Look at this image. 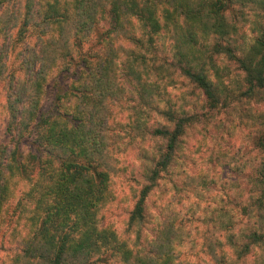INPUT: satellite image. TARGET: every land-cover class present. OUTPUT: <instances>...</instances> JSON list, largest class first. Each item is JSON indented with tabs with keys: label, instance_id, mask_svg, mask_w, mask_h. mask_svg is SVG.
Instances as JSON below:
<instances>
[{
	"label": "trees",
	"instance_id": "obj_1",
	"mask_svg": "<svg viewBox=\"0 0 264 264\" xmlns=\"http://www.w3.org/2000/svg\"><path fill=\"white\" fill-rule=\"evenodd\" d=\"M21 1L0 0V12L4 15V19L0 18L3 24L0 36L7 40L15 30L20 37L33 32L46 33L48 45L41 44L40 50H34L31 60L23 64L30 75L22 82L18 78L6 102V132L12 139L17 137V143L12 147L10 143L0 144V229L10 225L7 207L14 197L15 180L27 174L26 163L19 161V156L28 141L20 144V139L28 136L34 140L37 148L31 159L38 162L39 176L45 175L42 173L44 165L50 166L53 161L58 163V171L47 188L48 194L43 196L48 204L41 199L38 201V212L32 219L35 228L21 248L22 261H18L20 264H96L104 261L103 253L111 251L110 258L115 264H195L181 261L178 249L172 248L178 234L172 223L154 225L156 237L146 234L144 242L140 243L138 236L132 247L114 230L101 226L99 214L114 199L110 185L117 174V169L109 163L107 135L110 102L125 92L119 82L120 64L126 66L132 80L141 83L143 76L129 65L130 61L122 60L121 52L107 42L105 48L88 52L89 56H83L80 61L76 56H69L70 45L78 46L80 52L82 39H88L105 21L110 26V38L128 35V39L137 42L140 40L135 34L133 18L142 22L143 27H150L156 36L166 29L171 30L168 22H172L174 64H180L183 75L201 90L207 106L217 110L224 90L203 65L209 48L217 55L225 54L240 62L251 95L256 91L264 92V34L243 59H238L231 47L219 42V38L226 42L231 31L236 30L229 23L230 13L253 10L264 15V0H169L173 12L165 10L164 22L157 18L153 0ZM41 35L39 39L44 42ZM72 36L79 41L77 44L71 42ZM212 38L216 39L214 43ZM8 46L6 41L0 45V81L6 71L3 56ZM208 58L212 60L211 56ZM57 69L59 77L73 72L74 78L65 89L54 92L53 104L57 109L42 111L45 87ZM70 96L77 100L73 118L60 110ZM164 115L167 124L152 132L153 137L161 140L159 149L163 151L151 160L152 164L144 173L147 184L141 187L131 211L129 227L132 229L145 226L147 198L158 185L161 174L168 171L187 129L197 118V115L173 111ZM256 183V190H250V202L241 207L244 217L255 219L254 228L252 224L251 230L242 234V242L230 237L236 260L220 257L216 260L219 264H240L257 249L264 253V162ZM9 233L6 235L10 236Z\"/></svg>",
	"mask_w": 264,
	"mask_h": 264
},
{
	"label": "rangeland",
	"instance_id": "obj_2",
	"mask_svg": "<svg viewBox=\"0 0 264 264\" xmlns=\"http://www.w3.org/2000/svg\"><path fill=\"white\" fill-rule=\"evenodd\" d=\"M153 3L157 18L164 22L165 10L173 12L169 0H153ZM0 18L4 19L1 12ZM132 20L139 42L128 39V35L110 38V26L105 21L88 39H82L80 52L78 46L70 45L69 49V56H76L80 61L83 56H89L88 52L105 48L107 42L121 52L122 60L130 61L129 65L143 76L141 83L132 80V74L120 64L119 82L126 93L110 102L107 135L109 163L117 169V174L110 185L114 199L99 214L101 226L114 230L132 247L138 236L140 243L144 242L146 234L155 238L154 225L172 223L178 229L172 248L178 249L181 261L219 264L216 260L220 257L236 260L230 237L242 242V234L250 231L255 222V219L244 217L241 207L250 202V190H256L259 168L264 162V92L256 91L251 95L240 62L225 54L217 55L209 48L203 65L224 90L219 109L211 110L201 90L183 75L181 65L174 64L172 22H168L171 30L166 29L156 36L150 27H143L136 18ZM228 20L236 30L231 31L226 42L220 38L219 42L231 47L238 59H243L264 34V15L259 11L235 10ZM45 34L33 32L20 37L15 30L7 40L0 36V45L5 41L9 44L6 56H3L6 71L0 81V144L16 146L17 137L12 139L6 132V102L16 81L27 80L30 75L23 64L31 60L32 53L39 51L41 44L43 47L48 45ZM40 35L44 42L39 39ZM215 41L212 38L211 42ZM71 42L77 44L79 41L72 36ZM69 60L73 62L70 57ZM58 70L45 87L42 111L57 109L53 104L54 92L65 89L74 78L73 72L59 77ZM76 101L70 96L60 110L73 118ZM168 111L197 115V118L187 129L168 171L161 174L158 185L147 198L145 226L132 229L129 218L141 187L147 184L144 173L152 164L151 160L163 151L159 149L161 140L153 137L152 132L167 124L164 114ZM25 141L28 146L20 152L19 161L26 163L27 174L15 180L14 197L7 207L10 225L0 229V264H20L18 260L22 261L21 248L34 231L32 219L38 212V201L46 200L43 196L48 194L47 188L58 171V163L53 161L50 166L44 165L42 173L45 175L39 176L38 162L31 159L37 146L28 136L19 142ZM47 197L49 202V195ZM45 204L48 203L45 201ZM8 233L10 236L6 235ZM110 255L111 251L103 253L104 261L96 264H115ZM240 264H264V253L254 250Z\"/></svg>",
	"mask_w": 264,
	"mask_h": 264
}]
</instances>
